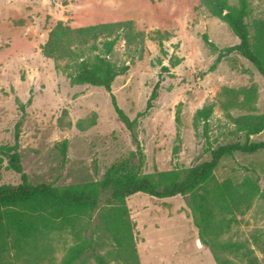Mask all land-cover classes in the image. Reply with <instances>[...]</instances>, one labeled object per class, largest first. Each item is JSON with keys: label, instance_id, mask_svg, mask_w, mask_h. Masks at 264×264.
<instances>
[{"label": "rangeland", "instance_id": "374dc122", "mask_svg": "<svg viewBox=\"0 0 264 264\" xmlns=\"http://www.w3.org/2000/svg\"><path fill=\"white\" fill-rule=\"evenodd\" d=\"M248 2L246 22L254 41L264 27V0ZM127 19L145 35L156 29L169 31L164 42L168 56L156 41L146 38L141 50L120 39L108 58L117 66L129 65V70L115 79L111 92L72 85L67 76L71 68L57 69L54 60L42 54L41 47L58 22L78 27ZM204 34L218 48L239 42L228 24L212 16L200 0H0V146L13 143L15 125L25 114L20 154L30 183L99 181L115 164L137 163L136 143L114 108V96L125 114L138 120L134 132L145 155L143 174L184 170L209 160L211 149L244 139L232 134L235 118L264 112V78L236 52L211 71L218 51L204 42ZM85 54L93 59L96 52L86 47ZM172 54L182 62L171 69L172 75L164 74L153 108L138 117L159 79V59L168 65ZM225 88L236 93L226 94ZM251 89L253 96L245 101L242 92ZM211 103L213 112L205 126L204 120H195V113ZM64 140L66 159L60 148ZM252 140L264 141V130ZM215 176L219 182L251 178L259 184L262 196H255L237 216L239 223L225 238L246 242L261 259L254 237L264 236V150L223 158ZM20 182L21 175L4 162L0 185ZM187 198L137 193L126 199L135 248L130 259L117 254L99 222L100 211L81 224V235L95 239L96 252L109 264H217L211 250L198 242ZM75 242L71 233L53 232L42 236L38 246L48 259L59 262ZM77 264H97L94 253L88 251Z\"/></svg>", "mask_w": 264, "mask_h": 264}, {"label": "trees", "instance_id": "16d2710c", "mask_svg": "<svg viewBox=\"0 0 264 264\" xmlns=\"http://www.w3.org/2000/svg\"><path fill=\"white\" fill-rule=\"evenodd\" d=\"M200 3L214 17L227 23L239 39L235 45L218 48L204 34V42L218 51L213 71L227 56L236 52L249 60L264 78V27L258 29L251 41L250 29L246 19L249 16L248 0H200ZM169 31L159 29L147 35L135 29L132 19L101 22L97 24L72 27L58 22L48 33L41 51L46 58L54 60L57 69L71 68L67 73L72 85H92L112 91L115 79L129 70V65L117 66L109 60L120 39L129 46L144 49L145 39L156 41L161 53L167 57L164 42L169 40ZM96 52L93 59L85 54V48ZM183 58L177 55L168 57V65L159 59V79L153 87L146 110L142 117L154 106L164 74L172 75L171 69L177 67ZM66 62L65 66L62 64ZM224 93H236L225 88ZM244 99L251 100L254 90H244ZM114 108L136 143L137 163L129 161L111 166L99 181L73 183L56 186L50 182L32 184L24 172L20 154L21 126L23 114L15 125L12 144L0 146V168L4 162L7 167L21 175L17 185H0V264H77L82 262L88 251L94 253L97 264H109L104 255L96 252L94 238L81 235V224L92 221L95 212L100 211L99 222L112 239L117 254L135 257L132 225L126 199L137 193L156 198H169L176 195L188 196L187 205L191 211L199 239L207 246L217 264H264V236H255L260 259L255 250L246 242L225 238L239 223L241 215L251 205L255 196L261 195L259 184L251 178L241 183L232 180L219 182L215 169L221 160L236 153L253 154L264 150V141H253L252 136L264 130V112L258 115H242L234 119L232 134H242L244 139L221 144L210 150V159L197 166L184 170L162 171L156 175L143 174L144 151L134 130L137 118L130 119L118 106L112 96ZM213 112V103L204 105L195 113V120L207 121ZM61 153L67 157V140L61 145ZM53 232H68L76 237L74 245L68 247L59 262L48 259L38 246L39 239ZM234 255L236 260L229 257ZM238 258V259H237Z\"/></svg>", "mask_w": 264, "mask_h": 264}, {"label": "water", "instance_id": "95a60500", "mask_svg": "<svg viewBox=\"0 0 264 264\" xmlns=\"http://www.w3.org/2000/svg\"><path fill=\"white\" fill-rule=\"evenodd\" d=\"M198 242H199V244H202L200 239L198 240Z\"/></svg>", "mask_w": 264, "mask_h": 264}]
</instances>
